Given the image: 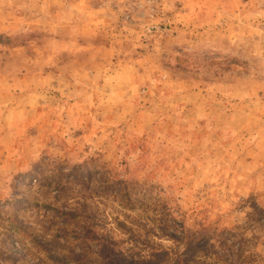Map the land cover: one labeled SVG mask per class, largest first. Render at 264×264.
<instances>
[{"label":"rangeland","instance_id":"1","mask_svg":"<svg viewBox=\"0 0 264 264\" xmlns=\"http://www.w3.org/2000/svg\"><path fill=\"white\" fill-rule=\"evenodd\" d=\"M0 264H264V0H0Z\"/></svg>","mask_w":264,"mask_h":264},{"label":"trees","instance_id":"2","mask_svg":"<svg viewBox=\"0 0 264 264\" xmlns=\"http://www.w3.org/2000/svg\"><path fill=\"white\" fill-rule=\"evenodd\" d=\"M98 241H99V244H101V245H105V247L106 246H108V239H106V238H102V237H100V236H96L95 237ZM110 244V243H109ZM192 244V241H190V243L188 244V246L189 245H191ZM106 252H111V249L109 248V247H107V249H106ZM107 256V255H106ZM109 256V255H108ZM109 259H112V255H110L109 256ZM113 260V259H112ZM111 261V260H110Z\"/></svg>","mask_w":264,"mask_h":264}]
</instances>
